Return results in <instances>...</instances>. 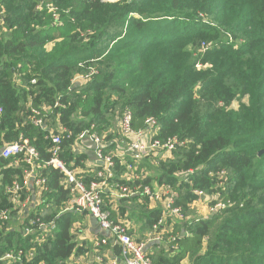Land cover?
<instances>
[{"label": "trees", "instance_id": "trees-1", "mask_svg": "<svg viewBox=\"0 0 264 264\" xmlns=\"http://www.w3.org/2000/svg\"><path fill=\"white\" fill-rule=\"evenodd\" d=\"M46 4L57 9V21ZM202 44L206 50L198 52ZM91 69L96 74L85 84L71 82ZM238 95L248 96L249 106L229 110ZM32 108L42 111L47 129L31 124ZM126 109L134 130L153 118L158 140L184 143L163 157L144 158L136 165L140 179L129 182L120 176L133 161L127 153L115 156L119 143L110 145ZM86 129L103 137L104 153L112 152L114 181L130 187L154 182L177 195L174 204L185 219L166 218L163 241L147 247L154 264L187 258L190 264H264V154L257 155L264 150V0H0V153L22 137L37 150L39 164L47 162L53 130L61 137L60 159L81 169L87 183L100 167L92 172L86 166L91 150H74ZM13 159L0 157V210L9 211L0 226V255L23 250L33 253L26 263L68 264L86 253L87 243L79 245L73 230L82 215L73 212L56 219L44 244L24 233L26 224L19 225L5 193L23 178V166L15 168ZM39 173L48 188L39 210L48 220L69 194L57 170ZM195 190L225 207L200 216L192 206ZM167 198L155 205L139 196L105 198V209L116 221L138 225L142 237Z\"/></svg>", "mask_w": 264, "mask_h": 264}, {"label": "built area", "instance_id": "built-area-1", "mask_svg": "<svg viewBox=\"0 0 264 264\" xmlns=\"http://www.w3.org/2000/svg\"><path fill=\"white\" fill-rule=\"evenodd\" d=\"M43 4L44 0H40ZM103 3H116L119 0H101ZM39 7V6H38ZM46 8L53 14L55 21L58 20L57 9L46 4ZM206 47L201 45L200 51L205 52ZM200 65H196L199 68ZM96 72L90 70L84 76H77L71 82L85 84ZM58 103H56V106ZM30 122L33 126L44 130L47 129L42 111L37 109L30 110ZM145 127L141 130H134L132 126V114L129 110H124L115 122V132L111 133L121 138L120 141H110V145L117 144L116 157L122 159L127 153L133 164H126L125 173L120 176V179L126 181L139 180L141 175L136 171V165L144 158L150 155L163 157L164 154H169L176 148L184 145L183 142L176 138H167L161 142L156 137L158 135V123L153 118L145 120ZM94 126L92 125L91 128ZM64 132L65 129L59 132ZM51 141L50 158L47 162L39 164V154L37 150L31 146L27 139L20 137L17 141L6 145L0 153L3 159H13V166H23V178L21 182L14 181L5 189V193L9 195L12 204L17 210L19 216V225L26 224L24 228L25 234H31L32 240L38 244H44L49 239L53 238V233L56 230V219L65 213L73 212L78 215H85L93 219L98 227L99 235H97L91 246V256L89 264H154L150 258L147 247L151 242H162L163 237L159 232L166 218L183 221L185 216L180 207L175 206L174 202L177 195L171 191L169 186L152 184L135 185L133 187L122 185L118 181H114V161L112 152L104 153L105 142L102 136L96 131L84 130L81 131L76 138L74 150L80 153H86L91 150L93 162L85 161L86 166L99 168L94 171L89 182L83 180L80 174L81 169H69L66 164L60 159L61 152V137L49 131L47 136ZM39 168L55 169L63 175L65 189L69 194V198L64 202L60 211L51 219H43V213L39 210L41 204H45V198L42 194L48 192L46 179L40 176ZM186 173H192L188 171ZM223 171L218 172L222 177ZM198 199L192 203L193 208L199 212L202 209L207 216L220 211L225 207L222 200L216 199L214 204H209L212 198L205 196L201 191L193 192ZM147 198L150 203L157 204L163 197H168L163 205L162 216L153 224L151 230L143 234V238L135 235V229L128 223L116 221L112 218L111 212L105 209L107 202L112 200L130 197ZM48 205H46V208ZM9 220V211L7 209L0 210V226ZM73 230L78 235L82 232L80 222H76ZM176 237H169V241L175 240ZM76 239V240H77ZM79 241V240H78ZM77 241V242H78ZM79 244V243H78ZM118 252V254H115ZM33 258V253H25L23 250H12L11 252L0 255V264H30L26 263ZM82 258V257H80ZM80 263V262H78Z\"/></svg>", "mask_w": 264, "mask_h": 264}, {"label": "crops", "instance_id": "crops-1", "mask_svg": "<svg viewBox=\"0 0 264 264\" xmlns=\"http://www.w3.org/2000/svg\"><path fill=\"white\" fill-rule=\"evenodd\" d=\"M199 210H200L199 212H200L201 215H204L205 214V212L202 209H199ZM79 222H80L81 230H82V232L80 233V235L82 237L79 238V241L80 242L78 241V243H79V245L83 244L84 242L87 243L83 247L84 248H89L90 247L89 250H88L90 252L93 239L97 235H99V231H98L97 224H96V222L93 219H91V218H89V217H87L85 215H82V220L79 221ZM128 223L133 227V229H135V235H136V232H137V229L139 228V226L136 225V224H134L133 222H128ZM143 234H144V232H143ZM143 234H142V237H140L141 235H139L137 233V235L140 237V239L143 238ZM86 253H87V251H86ZM90 256H91V254L88 255V257H90ZM80 257H82V258H80ZM83 259H84L83 258V255L77 256V257H71L70 260H69V262H68V264L71 263V262H74L76 264L78 262L81 263Z\"/></svg>", "mask_w": 264, "mask_h": 264}, {"label": "rangeland", "instance_id": "rangeland-1", "mask_svg": "<svg viewBox=\"0 0 264 264\" xmlns=\"http://www.w3.org/2000/svg\"><path fill=\"white\" fill-rule=\"evenodd\" d=\"M50 45L47 47V50H49L50 49ZM241 104H243V105H246V106H249V98H248V96H243V97H241L240 95H238L233 101H232V103L230 104V106H229V110H231V111H238L239 109H240V105ZM113 131L115 132V123H114V125H113ZM117 136V135H116ZM167 154V153H166ZM165 155V154H164ZM151 164V163H150ZM151 166H153L152 164H151ZM155 171L154 170H151V174L153 175V173H154ZM153 184H154V182H153ZM130 198H132V197H130ZM199 213V212H198ZM80 236V234L78 235V237ZM82 237V236H81ZM79 239H77V241H78ZM80 242V241H79ZM206 245H207V243L206 242H204L203 243V245H202V247H201V249L198 251V252H200V253H203V252H205L206 251ZM87 247V246H86ZM90 248V247H89ZM89 248H84L86 251H87V253L85 254H83V260H82V262L81 263H77V264H89V260H90V257H88V255L89 254H91V250H90V252L88 251L89 250ZM190 258H187V259H185L183 262H182V264H190ZM69 264H76V263H74V262H71V263H69Z\"/></svg>", "mask_w": 264, "mask_h": 264}, {"label": "water", "instance_id": "water-1", "mask_svg": "<svg viewBox=\"0 0 264 264\" xmlns=\"http://www.w3.org/2000/svg\"><path fill=\"white\" fill-rule=\"evenodd\" d=\"M262 154H264V150L259 151L257 155L261 156Z\"/></svg>", "mask_w": 264, "mask_h": 264}]
</instances>
